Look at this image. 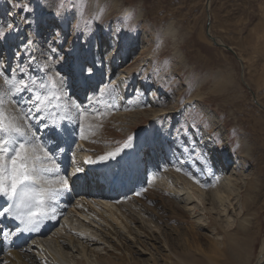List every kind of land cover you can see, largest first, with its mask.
Here are the masks:
<instances>
[{"label":"rangeland","instance_id":"1","mask_svg":"<svg viewBox=\"0 0 264 264\" xmlns=\"http://www.w3.org/2000/svg\"><path fill=\"white\" fill-rule=\"evenodd\" d=\"M75 3L77 12H69L58 19L53 15L56 0H0V25L11 24L18 28L17 32L11 33L0 42V58L5 64L12 66L27 61V54L17 47L22 25V46L31 35L33 43L30 52L36 57L35 64L29 66V71L38 79H45V73L38 70V66L43 64H50L52 73L71 79L70 74L75 65L86 63L92 66L95 60L102 61L105 45L110 44L111 39L115 42L117 40L118 46L121 45L117 57L102 62L106 72L108 67L112 68V64L120 65L122 52L124 49L128 51L127 46L132 45L129 58L124 61L125 68L131 71L130 83L125 74V78L117 77V83L108 84V73H103V78H100L95 66L92 78L86 83H81L85 86L74 84L67 89L62 99L57 101L63 114L71 117V122L65 121L63 127L72 129L74 125L72 136L87 137V143L93 153H96L105 150L104 147L109 148L126 140L128 135L125 137L123 130L138 121L140 115H146L139 123L142 125L130 135L137 139L143 129L148 128L147 135L134 142L135 149L125 151L126 159L131 162V169L129 167L130 170L127 171L123 162H117L113 171L115 181L121 185L129 184L133 177L131 194L128 196L119 193L116 200L121 201L119 203L130 211L131 216L141 221L131 224L133 231L140 233L143 241L148 240L147 246L151 247L149 254L138 256L145 264H152L150 259L158 260V264H253L264 240V195L259 208L256 209L261 220L257 219L260 226L258 225V233L253 234L254 237L240 230L238 224L232 223L231 229L230 226H225L226 223L217 218L219 215L215 213L216 208L210 215L202 206L197 205L194 210L196 214L183 216L178 210L184 204L183 199L174 195V190L170 192L173 205L169 198L158 190L152 193L154 197L148 193V171L153 165L151 161L155 160L149 153V141L156 139L160 149L175 158L172 161L178 163L182 171L183 168L192 173L201 171L209 177L208 185L211 187L216 185L215 182L219 183L222 157L227 164L226 174L230 175L234 168L242 165L244 161L248 162L249 167L245 173L255 170L256 174L261 175L264 172V0H86V6L84 0H75ZM72 5L73 0H67L66 6L71 8ZM23 7H30L34 12L26 13L22 11ZM25 16L35 20V32L22 23L21 17ZM208 18L211 33L231 46L235 54L215 44L208 37ZM169 22H173L177 45L172 34L165 33ZM145 40H149V43H145ZM141 42L146 45V51L139 47ZM174 44L180 49L182 57H179ZM49 47L60 53L63 60H58L49 52ZM150 50L155 53L146 58ZM16 51L21 52L19 57L14 56ZM133 55L137 58L133 59ZM216 72L229 78V83L221 94L208 93L210 88L214 87ZM96 75L99 77L98 81ZM103 81L107 82L104 84L107 86L104 90L101 89ZM2 82L0 80V83ZM150 87L151 90L146 93ZM101 91L104 92L103 96ZM129 92L134 94L127 98ZM199 93L205 94L201 101H189ZM143 101L146 105L141 106L140 102ZM109 105L114 106L113 112L109 111ZM165 108L170 110L169 114H164L167 111ZM42 114L44 113L39 115ZM116 116L121 122L115 120ZM86 120L87 124L83 125ZM157 132L162 135L157 136ZM91 133L100 139L93 134L95 138H91ZM48 137L50 140L49 131ZM134 150H139L137 158ZM157 165L154 164L155 168ZM258 166L260 170L257 169V172L253 168ZM166 167V171L161 169L160 172V186L168 190L173 186L191 190L193 184L188 176L186 178L181 171H176L177 169L174 171L168 164ZM168 174L177 176L181 181L178 186L172 185V181L170 183L166 179ZM237 175L239 174H235V177H238ZM243 185L241 183L239 186L242 187V199L247 192ZM141 188L147 195L139 202L134 198V194ZM104 194L105 191L102 190L94 195L103 197ZM200 196L203 197L201 194ZM205 199L207 207L216 206L213 201L208 200L210 198ZM71 202L72 200L65 203L64 199H61L59 206L67 207ZM65 213L56 224L57 228H53V231L51 229L50 232L60 231L69 237L71 233L65 222L73 228L86 227L77 215L70 212V207L65 209ZM170 214L177 219L169 221L166 215ZM201 222L206 224L205 228ZM197 224L202 227V237L220 240L222 245L219 250L206 244L203 238H188L187 231L195 230L193 227H198ZM184 230H187L186 235ZM226 232L231 234L229 236L233 240H240L241 244L236 250H232L228 244L230 240L227 239ZM167 235L171 240L169 243L165 241ZM250 236L252 239L248 240ZM179 238L182 240L179 241L181 244L172 245V239ZM29 242H32V238ZM94 247L103 259L129 256L124 247L116 249L117 245L112 247L108 242ZM6 250L9 248L1 242L0 264H6ZM69 252H72V249H69ZM50 261L46 257L43 260L44 264H51Z\"/></svg>","mask_w":264,"mask_h":264},{"label":"bare ground","instance_id":"2","mask_svg":"<svg viewBox=\"0 0 264 264\" xmlns=\"http://www.w3.org/2000/svg\"><path fill=\"white\" fill-rule=\"evenodd\" d=\"M208 8H209V6H208ZM209 22H210V19H209ZM22 28H23V25L21 27L20 33H19L18 38H17L18 39V43H17L18 49L23 48V46H22L23 37L22 36H23L24 30ZM149 28L151 30H153L152 26H150V25H149ZM152 32H154V30ZM207 32L208 31L206 30V34H207ZM209 32H210V36L208 34L207 35H208V37L211 38L212 41L217 39V42L219 45H221V44L225 45V43H223L221 40H219L217 37H215L211 33L210 30H209ZM165 33L169 34V35L172 34V36H173L172 38L174 39L175 44H176V42H178V40L176 39V36H175V28L173 26V22L168 23V25L166 26V29H165ZM143 43L144 42H141L139 44V47H141L142 50L146 51L147 47ZM145 43H149V40H145ZM131 46L132 45L127 46V48L129 49L128 51H127V49H124V51L122 52L123 59L121 61L117 60L118 62L120 61V65L115 66V64L114 65L112 64L111 65L112 68L108 67V69L106 70V72L108 73V80H107V81H109L108 84L112 85L113 83H117L116 79H119L117 77H124L125 74H127L126 78L128 79V82L131 80V78H132V76H130L131 71H130V69L125 68V66H124L125 59L129 58V55L132 51ZM116 48H118V49H116ZM176 48H177L176 52L178 53L179 57H182V53H181L180 49L178 48V46H176ZM119 49H121V45L118 46V41L116 40V42H115V41H112V39H111V43L105 45V52L104 53L102 52V61L100 60L97 62L95 60L96 72L100 78L101 77L103 78V73L104 74L106 73L105 69H103V65H102L103 63L102 62H104L105 60L114 59L115 56L118 54ZM153 52H154V50H150V52L148 54H146V58H149V56L151 57V55L153 56V54L155 53V52L154 53ZM127 55H128V57H127ZM132 58L133 59L137 58V56L133 55ZM238 59L240 62H242V59H240L239 57H238ZM99 77L96 75V81L99 80ZM226 77L227 76H223L219 72L214 73V80H213L214 81V87H211L210 90L208 91V93H212V94L223 93L225 91L227 84L229 83V78H226ZM224 78H226V80ZM102 83H103V85H102L101 89L104 90V88L107 87L104 84H106L107 82L103 81ZM79 86L83 87V86H85V84L84 85L79 84ZM151 87L146 91V93H148V91L151 90ZM141 89H142V86H141ZM132 94H134V93L130 94V92H129L127 98L129 96H131ZM204 96H205V94L199 93V94H196L195 96L191 97L189 101L190 102L201 101L204 98ZM54 103L56 105H59V104H57V101H54ZM140 105L144 106L146 104L143 101V102H140ZM113 107H114L113 105L108 106L110 112L114 111L115 108H113ZM164 110H167V108H165ZM57 111H58L60 117L64 116L60 106L58 107ZM169 111L168 110L166 112L164 111L165 112L164 114H169L170 113ZM154 112H156V111H154ZM161 113H162V110H161ZM44 115H46V113L42 114L41 117ZM144 116H146V115H144V114L140 115L138 121H136L132 125H129L127 128H125L123 130V132L125 133V137L127 135L129 136L131 134V132H133L134 130L137 129L138 126L142 125V124L140 125L139 123L142 122V119ZM117 117L118 116L115 117V120L121 122V119H119ZM154 121H156V120H154ZM29 123L32 125L33 131L36 132L37 136L41 140L50 141L49 137H48V131L51 133V130L42 128L40 120H35V121L29 120ZM94 123H96V122H94ZM82 124L83 125L87 124V120L85 122H83ZM63 125H65V121L61 122L62 127H63ZM73 127H75V126L73 125L72 129H74ZM94 128L95 127H92V129H94ZM146 130H148V128L143 129V131L141 132V135L140 136L138 135V136L143 137V136L147 135ZM74 132H75V130H74ZM92 134L95 135L94 133H91L90 137L95 138L96 135H95V137H93ZM156 135L161 136L162 133L160 134V132H157ZM96 138H99V137H96ZM138 138L135 139L134 142H137ZM87 141H88L87 137L84 138L82 135L71 136V147H69L68 145H61V147L63 148V151L53 153L54 156L56 154V156H55L56 157V163H58L60 165L61 174H63V171H64L65 173L63 175L68 176L71 173L75 172L76 168H71V166L82 167L85 170L82 173L71 176V178L69 180V183L71 185V191L69 194H67L61 198V199H64L65 203H67L71 200H72V202L67 207L60 205L59 206V212H58V219L45 221L44 224L40 228V234L22 233V234H19L17 237H14L11 243L6 241V240L0 239V244H1V242H4L5 247L7 244L11 245V248L9 250H6V253H5L6 255H5L4 259H5L6 264H44L43 260L45 257L49 258L51 260L50 261L51 264H145L144 261L141 258H139L138 256H141L143 254H149L148 252H149L151 247L149 248V246H147L148 240L143 241L141 238L142 235L136 231L135 232L133 231L134 229L132 228V224H131V223H135V222L139 223L141 221L137 217L131 216L129 214L130 211H128L124 205L119 203L121 201L118 202L116 200L117 195L119 193L120 194L122 193V195H128V196L131 194V183L133 181V177L130 179L131 182L127 185H121L115 181L116 177H114L115 174L113 175V173H114L113 171L115 169L116 163L117 162H119V163L123 162L125 170L128 171L131 169V167H130L131 162H129V160L126 159L127 157L125 156V153H124L121 156L117 157L116 160H109L105 163L88 165L85 163V160L87 157H92L93 159H95L96 157L103 155L105 152H108V151L114 149L118 145L114 144L113 146H110L109 148L102 146L106 149L105 150H99L98 152L93 153V150L90 148V145L87 143ZM155 141H156V139H150V141H149V144H150L149 145V148H150L149 153L151 156L155 157V160L151 161V163L153 165L150 166L149 171H148L149 172V174H148V184H149L148 189L149 190L148 189L147 190H148V193L151 194V196H153L152 193L155 192L154 190H158V191L164 193V195H166L169 198L170 202L173 205L172 195L170 194V192L174 190L173 191L174 195H178V198L183 199L184 204L180 207L181 209L178 208V210H180L179 212H181V214L183 216L184 215H188V217L191 215L193 216L194 213L196 212V211L194 212V210H196L197 205L202 206V209L205 210V212L209 213L210 215H212V213L215 212L214 209L216 208L217 212H215V213H217V215H219V217L217 216V218L219 220H221L222 222H225L226 223L225 226H230V229H231V224L234 223L233 225L238 224L237 227L240 230H242L243 232H247L248 236H249V234L251 236H253V234H255L256 232L258 233V231H259L258 229H259L260 225H259V223H258L259 221L257 219L258 218L260 219V217H258V213H257L256 209L259 208V206L261 204V200H262L263 195H264V172L261 175L256 174L255 170H253L250 173H245L246 169H248L249 167L247 165L248 162L244 161L242 163V165L240 164L237 167H235L233 172L230 175L226 174L227 164H226V161L224 160V158L221 156L222 157L221 163L223 165H222V170L220 171L219 176H218L219 183L215 182L216 185H214L213 187L208 185L209 177L207 178L205 175H203V173H201V171L198 170L197 172L192 173L188 169L183 168V171L181 170V172L184 174V176L186 178L189 177V179L192 180L191 184H193V186L191 187V190L190 191L187 190L186 187L185 188L181 187L182 189H178L179 186L177 184L181 181L178 180L177 176L175 177V175H172V174H168L166 176V179L169 180L170 183L172 181V185L174 184L178 187L173 186L171 188V186H167L168 188H171V190L170 189L169 190L164 189L162 186L159 185L160 177H161V173H160L161 169L165 170V168H167L166 164H168V166H170V168H173L174 171L177 168H180V169H182V168L180 167V165L178 163L176 164L175 162H173L175 160V158L173 159V158H171V156H168V154L166 155L160 149L159 145L156 144ZM134 145H136V144H134ZM73 146H75V147H73ZM132 149H135L134 146ZM49 151L52 152L53 150L51 148H49ZM72 151H74V152H72ZM137 152H139V150ZM137 152H135V150H134V153L137 154ZM72 153H74L75 155H76V153H78L79 155L74 156V158H73ZM134 153H133V155H134ZM138 155H139V153L136 155V158ZM197 155H198V152L196 153V156ZM83 157L85 159H83ZM172 159H173V161H172ZM72 160L74 163H71ZM132 160H133V158H132ZM171 161L173 162V164ZM231 161H233V160H231ZM252 161H253V159H252ZM154 164L155 165L158 164L157 168H155ZM96 165H98V166L95 167ZM101 167H102V170L100 172L94 171L95 169H99ZM129 167H130V169H129ZM253 169H256V171L258 172L257 169L260 170V167L258 166V167L253 168ZM91 171H92V173H90ZM178 172H180V171H178ZM237 173L239 175H237L238 177H235V174H237ZM80 176H82L83 178L88 177L89 179L87 181H83V180H81ZM168 176H170V177H168ZM92 177L94 178V180H92ZM172 178H174V179H172ZM239 183H240V185H239ZM241 183L244 184L243 187L247 191L243 199L241 196L242 195L241 194L242 193V190H241L242 187L241 188L239 187V186H241ZM105 187H108V189H106ZM102 190L105 191V194H104L105 196L97 197L94 195V194H97V192L98 193L101 192ZM93 191H94V194H93ZM182 191H184V193H180ZM197 192L199 193V195H197ZM200 194L203 196L202 198H201ZM134 195H135L134 198L136 199V201L142 202V200L145 198V196L147 194H145L143 192V189L141 188V189H138V191ZM205 198H210L208 200L213 201V203H215L216 206L213 208L207 207L206 206L207 199H205ZM4 206H6L5 200L3 198H0V208H2ZM69 207H70V212L72 211L74 213V215H77V217L80 219V222H82L83 225L86 227L85 228H78V227L73 228V227H71V225H69L67 222H65L67 224L68 231H70V233H71V235L69 237L64 235L60 231H54V233H53L52 232L53 228L54 229L57 228L56 224L59 222V219H61L66 214L65 209L67 210V208H69ZM171 213H173V212H171ZM175 214H176L175 216L177 217V213H175ZM172 215L171 214L166 215L168 217L169 221L177 219L175 216H172ZM183 218H185V217H183ZM213 220H215V219H213ZM1 221L4 222L3 225L1 224ZM184 222H185V219H184ZM17 223L18 222H16V221L14 222V220H12L11 218L0 217V226H2L5 230L14 229L16 227ZM200 224L202 225L203 228H205L206 224H204L203 222H201ZM260 224H261V222H260ZM197 225H199V224H197ZM92 228H94V230ZM175 228H176V226H175ZM193 228H195V230L190 229L189 231H187V230L183 231L184 234H185V231H187L186 234H187L188 238L198 239V240L203 238L204 242H206V244H210L214 249H218V250L220 249V247H221L220 245H222L220 240H217V239L209 240L205 237H202L200 234V232H201L200 225L198 227L194 226ZM51 229H52V231L50 232ZM49 232H50V234H49ZM229 234H230L229 232L228 233L226 232L227 239L230 240V242L228 241V244L230 245V247H232V250L233 249L236 250V247H238L241 244L240 240H237V241L233 240L231 238V236H229ZM196 235H197V237H196ZM233 236L234 235H232V237ZM251 236L249 237L248 240L252 239ZM148 237H150V236H148ZM30 238H32L31 243L29 242ZM165 238H166L165 241H167V243H169V241H171V240H169V238H170L169 235H167ZM153 239L154 238H152V240ZM179 241L180 242L182 241L181 238L174 239V240L172 239V245H176V244L180 245L181 243L179 244ZM187 241H188V239H187ZM106 242H108L112 247H114V245H117L116 249H120L121 247L122 248L124 247L125 251L127 252V254L129 256L126 258H123V257L119 258L118 257V258H114V259H112V258L111 259H103L100 255V253H98L97 250H96L97 252L95 251V247L93 248V246H100L101 244H104ZM222 242H224V241H222ZM189 243H190V241H189ZM151 245L154 247L153 244H150V246ZM69 249H72V252H69ZM193 257H195L194 254H193ZM233 258H234V255H233ZM161 259H163V258H161ZM196 259H197V257H196ZM150 260H152V264H158V260H156V259H150ZM193 261H194V259H193ZM253 264H264V240L260 246V249L258 251V255H257L256 260Z\"/></svg>","mask_w":264,"mask_h":264},{"label":"snow or ice","instance_id":"3","mask_svg":"<svg viewBox=\"0 0 264 264\" xmlns=\"http://www.w3.org/2000/svg\"><path fill=\"white\" fill-rule=\"evenodd\" d=\"M84 2L86 6V0ZM66 5L67 0H56L53 15L61 19L69 12H77L75 0L71 8ZM22 11L31 14L34 9L23 7ZM21 20L33 32L36 31L33 18L25 16ZM17 31L14 25H0V42ZM32 43L29 35L22 48L28 56L23 63L12 66L0 58V80L3 81L0 83V198L6 203L0 208V217L18 222L14 229L5 230L0 226V239L10 243L19 234L38 232L45 221L58 219L59 202L71 191V176L84 171L82 167H76L75 172L65 176L56 163L53 153L63 151L61 145L71 147L72 129L61 126L62 121L70 123L71 117H60L57 111L59 105L53 102L62 99L74 84L90 80L94 75L95 62L92 66L86 63L75 65L71 79L52 73L51 65L43 64L38 66V70L45 73V79L34 78L29 71V66L36 61L30 52ZM48 51L58 60H63L55 49L49 47ZM20 55V51L14 53L15 57ZM100 94L103 96L104 92ZM41 113L46 115L41 117ZM29 120H40L42 128L51 130L50 141L41 140ZM134 140L135 136L129 135L103 155L95 159L87 157L85 163L94 165L116 160L127 149L133 148ZM49 148L53 151L50 152ZM72 156L74 158L75 154L72 153ZM181 170L177 168V171Z\"/></svg>","mask_w":264,"mask_h":264},{"label":"water","instance_id":"4","mask_svg":"<svg viewBox=\"0 0 264 264\" xmlns=\"http://www.w3.org/2000/svg\"><path fill=\"white\" fill-rule=\"evenodd\" d=\"M209 9V8H208ZM208 16H210L209 15V11H208ZM209 28H210V22H209V20H208V25H207V34L210 36V32H209ZM214 41V43L215 44H217V45H219L218 44V42H217V39H215V40H213ZM221 46H223V47H225V48H227L228 50H230V51H232L234 54L236 53L234 50H233V48L231 47V46H229V45H223V44H221Z\"/></svg>","mask_w":264,"mask_h":264}]
</instances>
